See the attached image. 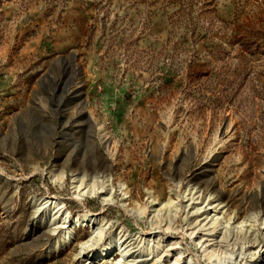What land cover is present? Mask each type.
Listing matches in <instances>:
<instances>
[{
    "label": "rangeland",
    "instance_id": "374dc122",
    "mask_svg": "<svg viewBox=\"0 0 264 264\" xmlns=\"http://www.w3.org/2000/svg\"><path fill=\"white\" fill-rule=\"evenodd\" d=\"M48 201L121 264H264V0H0V264L121 259Z\"/></svg>",
    "mask_w": 264,
    "mask_h": 264
},
{
    "label": "bare ground",
    "instance_id": "6f19581e",
    "mask_svg": "<svg viewBox=\"0 0 264 264\" xmlns=\"http://www.w3.org/2000/svg\"><path fill=\"white\" fill-rule=\"evenodd\" d=\"M81 91H79L78 93H80ZM81 94V93H80ZM82 98V97H81ZM81 101V100H80ZM78 182V181H77ZM80 186H76V190L79 191L80 190ZM102 187V186H100ZM105 187V186H104ZM122 188H124L126 190L125 185H122ZM93 190V189H92ZM94 192V190H93ZM99 192V191H98ZM52 204H54L53 209L56 208V213L58 214L57 217H54L55 214L53 215V219L50 221V225H48L49 227V233L50 232H55L57 231V229H62L63 230V235L61 237V240L55 241L52 244V249H59L61 248L62 245L71 242V240H73L74 238V234H75V229L76 227L79 226H88V227H92V235L90 237L89 240H87L86 242L82 243L80 248H81V252L79 255H83L86 253V250L90 249L91 247L95 246V250L88 253L87 255V259L86 260H97V259H101V262L104 261L105 259L109 258L111 255H113L115 252L117 253V256H121V259L117 262H115L114 264H121L122 261L129 257V252L130 250H128V248L126 246H124V244H120L119 242L121 241V237L116 240V241H110L104 249H99L96 244L97 241L96 239H101L102 235H103V230L102 228L99 229L98 227L95 228V220L96 218L94 217H88V216H83L81 218H73V219H68L66 215H64V212L62 209V206H59L56 203H52L50 201L44 203V205L42 206V203L38 205L37 209H36V213H39L42 209H44L46 206L51 207ZM214 207L211 206L209 209H207L206 213L209 212V210H212ZM210 213H207L206 218H208V215ZM213 215V214H212ZM210 216V215H209ZM44 217V216H43ZM217 216L214 215L212 217L211 220H213V225L216 223H218V218H216ZM52 218V217H51ZM45 219V218H44ZM61 223L59 226L58 224ZM90 224V225H89ZM98 237V238H97ZM218 264H225L224 260H220L218 259ZM216 263V264H217ZM95 264V263H93Z\"/></svg>",
    "mask_w": 264,
    "mask_h": 264
}]
</instances>
